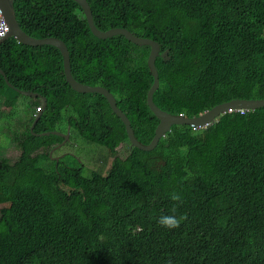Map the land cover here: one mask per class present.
<instances>
[{"label":"trees","instance_id":"1","mask_svg":"<svg viewBox=\"0 0 264 264\" xmlns=\"http://www.w3.org/2000/svg\"><path fill=\"white\" fill-rule=\"evenodd\" d=\"M88 1L100 30L123 28L161 45L153 96L161 111L195 119L264 100V0ZM14 5L22 30L63 40L74 78L109 89L148 145L159 124L147 106L150 47L123 35L97 38L72 0ZM0 68L15 88L48 99L19 162L0 164V264H264V109L227 114L202 132L175 126L142 153L103 95L70 87L57 47L9 40ZM15 88L0 74V123L25 96ZM29 99L33 109L44 105ZM68 130L109 152L128 146L129 155L86 178L53 160L63 137L34 135ZM161 215L186 219L169 230Z\"/></svg>","mask_w":264,"mask_h":264},{"label":"water","instance_id":"2","mask_svg":"<svg viewBox=\"0 0 264 264\" xmlns=\"http://www.w3.org/2000/svg\"><path fill=\"white\" fill-rule=\"evenodd\" d=\"M76 4H79L88 19V23L90 25V28L93 32V34L99 38V39H105L109 37H113L116 35H123L128 41H130L133 44L136 45H147L150 47V53L148 56V66L151 72V75L153 77V85L151 89L149 90L147 94V106L149 110L153 113L155 118L159 121V124L157 128L155 129L154 136L150 143L148 145H141L138 142V139L135 136V132L133 130L131 121L127 117V115L118 107L115 95L106 87L101 86H91L86 85L82 82L77 81L71 71V59H70V51L66 45V43L57 38V37H48L44 39L31 37L27 33H25L17 18V12L14 5V0H0V9L3 12V16L7 21V24L10 28V33L6 37L5 40H3L0 43V47L5 44L7 41L15 39L20 44H24L27 46H44V45H52L57 47L62 55H63V65H64V73L66 82L70 85V87L77 93L82 94H101L103 95L106 100L108 101L112 111L122 120L126 127V131L128 134L129 142H130V148L136 149L142 153H153L157 148L159 143L162 139L166 138L168 134H170L175 126H189L192 128L195 127H202L206 124L212 123L216 120H219L221 117L233 113V112H239L241 110H246L250 112H256L258 110L264 109V100L260 101H233L224 105L217 106L211 111L206 112L204 115L200 116L199 118L190 119L188 117H176L172 116L164 111H161L154 103L153 96L154 93L159 89V74L156 68V58L159 56L161 45L150 38L147 37H141L136 35L135 33L128 31L123 28H114L108 31H102L98 28L95 21L94 12L92 9V6L88 0H72ZM169 55V52L167 51L164 54V57L167 58ZM0 74H3L10 87L15 88V86L9 81L8 77L4 73V71L0 68ZM19 93L22 95L33 97V98H42L44 101V105H42V109L40 112L35 116V120L30 128V131L33 132L36 123L41 118L43 112L45 111L48 99L43 98L40 93L36 92H27L20 90L18 88H15ZM57 135L64 138V141L60 146H63L66 144V142L69 140L70 133L69 131L66 134H63L58 131H52V132H45L41 134L34 135L42 137V136H49V135ZM52 154V153H51ZM58 162V160H57Z\"/></svg>","mask_w":264,"mask_h":264},{"label":"rangeland","instance_id":"3","mask_svg":"<svg viewBox=\"0 0 264 264\" xmlns=\"http://www.w3.org/2000/svg\"><path fill=\"white\" fill-rule=\"evenodd\" d=\"M9 117L0 123V164H17L22 155V140L28 129L34 122V116L39 112L38 108L33 109L29 97H21L15 108H6ZM72 146L61 144L56 146L52 155L54 158L66 163L71 168L81 169L83 176L90 177V171L100 172L104 175L110 170L111 164L115 157L125 159L129 155L128 146L122 145L119 149L109 152L103 148H99L94 144H89L84 139L77 137L71 133ZM61 149V150H60ZM59 152V154H56ZM68 153V154H66ZM55 160V159H53ZM3 207H0V216Z\"/></svg>","mask_w":264,"mask_h":264},{"label":"clouds","instance_id":"4","mask_svg":"<svg viewBox=\"0 0 264 264\" xmlns=\"http://www.w3.org/2000/svg\"><path fill=\"white\" fill-rule=\"evenodd\" d=\"M6 39V38H5ZM4 39V40H5ZM42 109V107L41 108H38V111L40 112V110ZM246 111V110H245ZM38 112V113H39ZM247 112H250V111H247ZM37 113V114H38ZM234 113V112H233ZM235 113H238V112H235ZM36 114V115H37ZM183 117H185V116H183ZM35 120V119H34ZM218 120H216V121H214V122H212V123H216ZM33 124V123H32ZM32 126V125H31ZM202 127H204V126H202ZM202 127H195V128H202ZM31 128V127H30ZM194 128V129H195ZM209 130V129H208ZM69 131V133H70V136H71V132H70V130H68ZM67 131V132H68ZM202 131H206V130H201V131H199V132H202ZM63 134H66V133H63ZM70 136H69V140L71 139L70 138ZM68 140V141H69ZM67 141V142H68ZM66 142V143H67ZM52 153V152H51ZM51 156H52V154H51ZM170 199L172 200V201H174V202H177V203H182L183 201H182V197H181V195L180 194H178V193H176V192H173V193H170ZM173 211H175V209H173ZM186 219V216H176V215H161L160 216V218H159V220H158V223L160 224V226H162V227H164V228H166V229H169V230H171V229H176V228H179L180 227V225H181V222L183 221V220H185Z\"/></svg>","mask_w":264,"mask_h":264},{"label":"built area","instance_id":"5","mask_svg":"<svg viewBox=\"0 0 264 264\" xmlns=\"http://www.w3.org/2000/svg\"><path fill=\"white\" fill-rule=\"evenodd\" d=\"M9 33H10V28H9V26L7 24L6 19L3 16L2 10L0 9V43L8 36ZM239 112H241L242 114H244V112H247V111L241 110ZM214 124L215 123H209V124H206L202 128H195L194 130L196 132H199L201 130H208V129L212 128V125H214Z\"/></svg>","mask_w":264,"mask_h":264},{"label":"flooded vegetation","instance_id":"6","mask_svg":"<svg viewBox=\"0 0 264 264\" xmlns=\"http://www.w3.org/2000/svg\"><path fill=\"white\" fill-rule=\"evenodd\" d=\"M72 143H73V142H72V138H71V139L65 144V146L68 145L69 148H70V146H72ZM61 149L63 150V149H64V146H62ZM61 149H60V150H61ZM66 154H68V153H66ZM54 159H55V161L57 162L58 159H57V158H54ZM58 162H59V160H58Z\"/></svg>","mask_w":264,"mask_h":264}]
</instances>
